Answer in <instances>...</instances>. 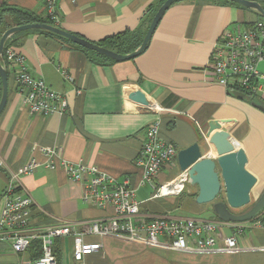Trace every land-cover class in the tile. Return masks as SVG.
Segmentation results:
<instances>
[{
	"label": "crops",
	"instance_id": "0c3cea01",
	"mask_svg": "<svg viewBox=\"0 0 264 264\" xmlns=\"http://www.w3.org/2000/svg\"><path fill=\"white\" fill-rule=\"evenodd\" d=\"M161 1L56 0L55 9L60 29L99 43L124 32L147 33L158 12L153 15L152 9L161 8ZM231 3L179 0L165 12L146 49L127 61L95 58L37 30L13 38L16 44L9 49L24 55L33 78L63 94L69 107L63 115L32 114L10 71L8 98L0 114V162L5 165L0 166V215L9 170L18 172L33 158L40 165L20 179L22 189L35 202L34 227L68 222L80 232L88 222L115 215L112 207L84 204L83 185L71 181L63 168L46 167L41 150L51 147L68 161L97 166L119 182L129 180L144 213L171 219H219L214 203H197L198 186L188 185L179 196L154 197L153 186L173 181L182 173L178 159L162 167L154 184L141 185L142 170L136 159L148 126L157 120L161 137L178 151L202 141L203 156L212 158L213 148L203 136L211 122L219 123L237 149L247 154V169L258 179L252 190L257 201L264 192V112L257 106L264 107V98L248 100L230 93L215 80L212 59L225 29H244L264 21L255 10ZM4 4L39 17H46L48 10V0H0V7ZM259 70L264 74V62ZM138 91L147 96L148 106L133 100ZM219 200H225L224 192ZM241 209L233 212H247ZM256 219L258 215L245 223L232 222L243 225L242 232L231 226L215 233L219 247L224 246L225 237L235 235L241 248L236 253L194 255L98 235L85 240L102 243V249L81 262L73 258V235L56 238L54 252L58 264H264V222L255 226ZM31 246L16 253L10 243H0V264H34L37 253Z\"/></svg>",
	"mask_w": 264,
	"mask_h": 264
},
{
	"label": "built area",
	"instance_id": "2783aa9c",
	"mask_svg": "<svg viewBox=\"0 0 264 264\" xmlns=\"http://www.w3.org/2000/svg\"><path fill=\"white\" fill-rule=\"evenodd\" d=\"M55 3L56 0H48L46 16L59 23ZM263 62L264 22L258 21L244 29H225L213 52L214 78L229 91L241 88L253 100L264 98V74L259 70ZM4 64L7 71L15 74L18 92L32 114L52 116L67 113V98L48 87L43 80L34 79L24 55L9 49L4 53ZM62 74L70 79L65 70ZM41 151L47 159L46 167L54 169L60 166L71 181L83 185L84 204L100 209L112 207L115 215L88 222L80 232L68 222L34 227L31 216L35 202L22 189L20 178L32 174L40 164L33 158L18 172L9 170L6 201L0 215V243L8 242L14 252L20 253L27 251L34 241H41L42 255L34 264H58L54 253L55 239L70 235L74 236L73 258L76 262L83 261L86 255L99 252L103 247L102 243L86 242L85 238L89 235L117 237L150 249L194 255L236 253L241 250L235 235L225 237L223 247L218 246L215 236L223 227L235 226L237 232H242L241 224L226 223L220 219H171L144 213L129 180L119 182L97 166L68 161L56 148L44 147ZM177 159V148L161 137L160 121L151 123L136 159V166L142 170L141 185L154 184L162 167L176 164ZM0 166L5 167L3 162ZM188 185V174L182 172L173 181L153 186L154 197L179 196ZM257 215L253 225L263 226L264 210Z\"/></svg>",
	"mask_w": 264,
	"mask_h": 264
},
{
	"label": "water",
	"instance_id": "95a60500",
	"mask_svg": "<svg viewBox=\"0 0 264 264\" xmlns=\"http://www.w3.org/2000/svg\"><path fill=\"white\" fill-rule=\"evenodd\" d=\"M179 0H167L152 20V23L144 37L141 47L127 55L116 53L101 47L85 38L68 33L63 29L49 24H27L15 26L7 30L0 39V77L2 81V96L0 100V114L2 113L8 98V71L4 64L5 44L15 33L29 30H45L62 36L72 43L87 50L94 51L115 61H127L136 58L147 47L154 32L156 31L165 12ZM239 4L245 8L253 9L264 18V8L257 1L252 0H224ZM133 100L141 105L148 106L147 96L141 91L133 95ZM264 112L263 106H257ZM208 146L213 148L214 156L204 157V147L201 142H196L188 148L178 151V163L182 172H187L189 185L198 186L199 194L197 203H214L213 209L217 217L226 222L245 223L253 220L258 213L264 210V192L254 203L251 210L244 214H235L233 210L241 209L251 203L252 190L258 179L247 169L248 157L243 149H237L231 140L230 134L219 123H210L206 136ZM210 151V149H208ZM225 193V200L218 201Z\"/></svg>",
	"mask_w": 264,
	"mask_h": 264
},
{
	"label": "trees",
	"instance_id": "16d2710c",
	"mask_svg": "<svg viewBox=\"0 0 264 264\" xmlns=\"http://www.w3.org/2000/svg\"><path fill=\"white\" fill-rule=\"evenodd\" d=\"M166 1L167 0H162L161 3L163 4ZM255 1H258L262 5V7L264 8V0H255ZM228 3H231V2H228ZM231 4H235V3H231ZM159 8H160V6L152 9L153 15H155V13L158 11ZM35 23L49 24V25L56 26L59 28V23L51 20L47 16L46 17H39V16L35 15L33 12H30V11H27V10H24V9L15 7V6L7 5V4H4L0 7V39L3 36V34L12 27L23 26V25H27V24H35ZM37 31L48 34L50 36L57 37V38L61 39L62 41H64L65 43H67L68 45H70L74 48L80 49V50L86 52L87 54H89L90 56H94L95 58H100L104 61L107 60V61H111V62H116L113 59L105 57V56L98 54L94 51L87 50L81 46H78V45L72 43L71 41H69L68 39H66L62 36H59L57 34H54L52 32L45 31V30H37ZM21 34H22V32L15 33L7 40V42L5 44V52L4 53H6L13 44H16L15 41L13 40V38L18 37ZM145 35H146V30L145 31L136 30L134 32H124L122 34H118L116 36L106 38V39H104L101 42L96 43V44L100 45L103 48L112 50L116 53H119L122 55H127V54H131V53L135 52L136 50H138L141 47ZM9 74H10V71L8 70V76H9ZM230 93L235 94L237 97H240L242 99L253 100L241 88L233 89V91H230ZM1 96H2V81H1V77H0V100H1ZM31 247L34 251H36L37 259H38L42 255L41 241H38V240L34 241L32 243Z\"/></svg>",
	"mask_w": 264,
	"mask_h": 264
},
{
	"label": "rangeland",
	"instance_id": "374dc122",
	"mask_svg": "<svg viewBox=\"0 0 264 264\" xmlns=\"http://www.w3.org/2000/svg\"><path fill=\"white\" fill-rule=\"evenodd\" d=\"M262 20L264 21V18L262 17ZM256 201H255V199H254V197H252V200H251V203L249 204V205H247V206H245V207H243V209H241L243 212L244 211H249V210H251V208L253 207V205H254V203H255ZM246 212V213H247Z\"/></svg>",
	"mask_w": 264,
	"mask_h": 264
}]
</instances>
